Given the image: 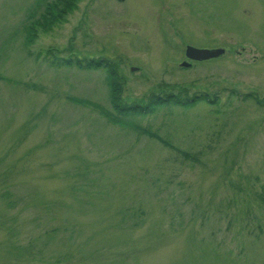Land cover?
<instances>
[{"label":"rangeland","instance_id":"obj_1","mask_svg":"<svg viewBox=\"0 0 264 264\" xmlns=\"http://www.w3.org/2000/svg\"><path fill=\"white\" fill-rule=\"evenodd\" d=\"M0 264H264V0H0Z\"/></svg>","mask_w":264,"mask_h":264},{"label":"trees","instance_id":"obj_2","mask_svg":"<svg viewBox=\"0 0 264 264\" xmlns=\"http://www.w3.org/2000/svg\"><path fill=\"white\" fill-rule=\"evenodd\" d=\"M74 60V58H73ZM75 61V60H74ZM77 66H80V63H84L85 69H100L103 67L106 71V76L108 79V90H109V101L111 105V111L115 112V114H110L108 112H105L104 110H99L100 114L103 118H105L108 122L112 124H116V121H118L120 118H125V116H146L149 114H152L155 110H157L158 107L170 104L173 106H188L189 104L198 102L199 100L211 103L214 102L216 97L213 100L209 101V97L206 94H199L195 96L193 95H186L187 89H184L182 87L180 89V94L177 96H174L171 93H156V94H149L145 99V103H139V102H126L119 99L121 90L119 88L118 82L119 79H117V73L116 68L113 67L109 63L108 60L105 59H98V60H81L78 59V61H75ZM186 96V97H185ZM246 96H249L250 98H254L251 94H247ZM151 135V134H149Z\"/></svg>","mask_w":264,"mask_h":264},{"label":"water","instance_id":"obj_3","mask_svg":"<svg viewBox=\"0 0 264 264\" xmlns=\"http://www.w3.org/2000/svg\"><path fill=\"white\" fill-rule=\"evenodd\" d=\"M211 52H215L214 54H220V51H204V50H200V49H195L191 46H186L185 48V51H184V54H185V57L187 58H190L192 60H195V61H201V60H206L207 57H210V56H213V54H211ZM210 55V56H208ZM180 65H182L183 67L187 65L185 63H181Z\"/></svg>","mask_w":264,"mask_h":264},{"label":"flooded vegetation","instance_id":"obj_4","mask_svg":"<svg viewBox=\"0 0 264 264\" xmlns=\"http://www.w3.org/2000/svg\"><path fill=\"white\" fill-rule=\"evenodd\" d=\"M185 48H186V46H185ZM202 49H205V48H202ZM207 49L211 50L212 48H207ZM184 56H185V54H184ZM185 58H186L185 62H182V63H185L187 65V67H190L193 63H197V62H208V60H217L218 59V57H215V58H208L206 60H201V61H198L197 60V61H195V60H192V59L187 58V57H185ZM184 67L187 68L186 66H184Z\"/></svg>","mask_w":264,"mask_h":264}]
</instances>
